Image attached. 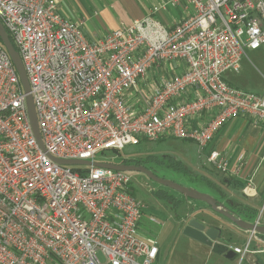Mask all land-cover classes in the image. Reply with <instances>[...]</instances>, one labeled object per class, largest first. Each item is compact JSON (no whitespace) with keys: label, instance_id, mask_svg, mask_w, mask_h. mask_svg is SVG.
I'll return each mask as SVG.
<instances>
[{"label":"built area","instance_id":"obj_1","mask_svg":"<svg viewBox=\"0 0 264 264\" xmlns=\"http://www.w3.org/2000/svg\"><path fill=\"white\" fill-rule=\"evenodd\" d=\"M186 1L193 12L175 26L154 8L93 40L58 0H0L30 84L27 93L0 42V264H157V239L139 233L144 206L131 173L55 158L95 161L168 136L196 142L209 165L239 174L243 155L231 167L209 145L241 117L264 128V93L226 78L264 45V0ZM170 63L172 73L150 75ZM250 233L245 246L227 245L240 260L254 252L253 239L264 243Z\"/></svg>","mask_w":264,"mask_h":264},{"label":"rangeland","instance_id":"obj_2","mask_svg":"<svg viewBox=\"0 0 264 264\" xmlns=\"http://www.w3.org/2000/svg\"><path fill=\"white\" fill-rule=\"evenodd\" d=\"M98 2H103V0H62V8L71 15L72 9L75 7L76 12L73 14L78 13L86 16L89 11L91 12L94 5H98ZM229 75H234V78H238L239 84L243 89L256 93H263L264 45L255 50H247L241 63L240 71L227 72L226 76L228 77ZM214 142L215 141L211 142L209 149H211V147L215 148L213 145ZM205 152H207V150ZM164 155H171L175 157V159L181 161L189 170V173L178 172L171 168H167L164 164L156 163L152 160L153 158H150H161ZM140 158L145 160L146 166L155 171L159 176L173 180L182 185H194L200 187L203 192H211V189L200 184V181H193L190 177V175L193 174L206 177L216 182L223 191L226 189L225 178L228 176L220 172L214 166L209 165L206 161L207 157L199 154L198 145L191 140L168 136L157 141L143 139L137 145L130 144L122 149L106 150L99 153L96 155L95 161H114L116 163H122L121 161L123 159L134 160ZM130 173L133 179L131 183L133 194L144 206L143 216L139 222V233L144 237L157 239L162 254V260L159 264H242L241 260L233 262V260L212 252V249L209 250L207 246L201 245L198 241L192 240L183 234L184 227L191 219H196L207 227L211 222L210 216L220 213L214 211L203 201L186 198L180 192L153 181L144 173ZM157 191H166L179 201V203L176 204L175 199L170 200L169 198L160 197ZM258 212L256 219L259 214H263L262 223L258 224L262 225L264 224V207L260 208ZM152 217H154L156 221H152ZM223 217L229 220L227 217ZM256 219L250 222L256 223ZM223 229L226 230V227L223 226ZM249 231L251 232L253 230ZM259 234L260 233H258L257 236H259ZM228 237L230 238L229 242H233L232 244H227L225 240L220 242L226 243L227 245L244 243L240 235L230 234ZM261 240L264 241L263 238H261ZM262 252H264V247Z\"/></svg>","mask_w":264,"mask_h":264},{"label":"crops","instance_id":"obj_3","mask_svg":"<svg viewBox=\"0 0 264 264\" xmlns=\"http://www.w3.org/2000/svg\"><path fill=\"white\" fill-rule=\"evenodd\" d=\"M167 1L169 2L164 5L163 0H103V2H98V5L93 4V9L86 16L78 13L73 14L76 12L75 7L72 9V14H68L62 8V0H58V6L64 16L77 22L82 31L90 39L95 40L106 37L117 29L121 22L130 23L134 20L142 19L154 8L158 9L157 17L167 26H175L193 12V8L186 0H177L176 3H172L170 0ZM173 65V63H170L165 66L166 68L164 66L159 67L157 70L154 68L150 71V75H163L164 71L167 70L168 73H172L170 67ZM226 78L232 85L242 88L239 84V79L234 78V75L226 76ZM213 141H215L213 144L215 148L229 159L231 167L238 163L241 155L244 156L243 163L239 168V174L227 175L234 180L233 184L225 182L226 189L224 191L228 198L242 206L251 207L259 211L260 208L264 207V128L252 124L247 117H241L225 125ZM223 216L220 214L210 216L211 222L209 225L206 224L207 227L220 228L221 237L219 240H225L227 244L233 243L229 242L230 238L228 236L230 234L240 235L244 243L233 245L238 247L245 246L251 234L250 231L237 227L230 219L227 220ZM223 226L226 227V230L223 229ZM258 238L264 239V234H259ZM199 244L207 246L209 250L212 249L201 242ZM252 247L254 252L241 260L242 264H264V252H262L264 244L259 239H253ZM161 260L160 248L157 264ZM231 260L233 262L240 261V256L236 254Z\"/></svg>","mask_w":264,"mask_h":264},{"label":"water","instance_id":"obj_4","mask_svg":"<svg viewBox=\"0 0 264 264\" xmlns=\"http://www.w3.org/2000/svg\"><path fill=\"white\" fill-rule=\"evenodd\" d=\"M0 38L9 53L13 64L16 67V70L20 76V80L25 92L29 93L30 84L28 81V77L21 56L1 21H0ZM27 105H28L30 121L36 139L39 142L40 146L43 148L44 146L41 139L40 130L38 127L35 106H34L33 98L30 94H28L27 97ZM55 160L62 164L93 165L98 167L110 168L114 170L144 173L153 181L180 192L186 198L205 202L214 211L224 215L225 217L230 219L233 223H235L238 227L245 230H253L257 233L264 234V224L257 225L256 223L247 221L239 217L235 213H232L223 204H220L217 201V199H215V197H213L211 194L200 191L193 187L182 185L165 177H161L157 175L153 170L143 165L102 162V161H92V160L89 161V160L57 159V158H55ZM183 234H185L191 239H194L205 245H208L209 247L212 248L213 252L220 255H224L226 258L233 259L236 256V253L233 250L229 249L226 244L220 242L219 238L221 237V230L218 227L207 228L205 224H203L202 222L196 219H191L188 222V224L184 227Z\"/></svg>","mask_w":264,"mask_h":264},{"label":"trees","instance_id":"obj_5","mask_svg":"<svg viewBox=\"0 0 264 264\" xmlns=\"http://www.w3.org/2000/svg\"><path fill=\"white\" fill-rule=\"evenodd\" d=\"M0 41H1V38H0ZM150 158H153L152 160L155 161L156 163L164 164L167 168H171V169L176 170L178 172L189 173V170L186 168V166L181 161L175 159V157H173L171 155H164L161 158H157V157H150ZM121 162L126 163V164L143 165V166L147 167L145 160H143L142 158L134 159V160L123 159ZM147 168H149V167H147ZM190 177L193 181L194 180H197V182L200 181L199 182L200 184H203L205 187L210 188L211 192H209V194H211L213 197H215V199H217V201L220 204H223L232 213H235L236 215H238L239 217H241L243 219L254 220L256 218V216L258 214V211L256 209L251 208V207L242 206V205L236 203L234 200L228 198V196L226 195V192H224L222 190V188L216 182L209 180L206 177L196 176L193 174H191ZM225 182H228L229 184H233L234 180L230 177H226ZM189 187L196 188L200 191L202 190L200 187H197L194 185L189 186ZM157 194L160 197L169 198L170 200L175 199L174 197L169 195L166 191H157ZM178 203H179V201L176 200V204H178Z\"/></svg>","mask_w":264,"mask_h":264},{"label":"flooded vegetation","instance_id":"obj_6","mask_svg":"<svg viewBox=\"0 0 264 264\" xmlns=\"http://www.w3.org/2000/svg\"><path fill=\"white\" fill-rule=\"evenodd\" d=\"M148 167V166H147ZM152 170V169H151ZM155 172V171H154ZM157 174V173H156ZM158 175V174H157Z\"/></svg>","mask_w":264,"mask_h":264}]
</instances>
